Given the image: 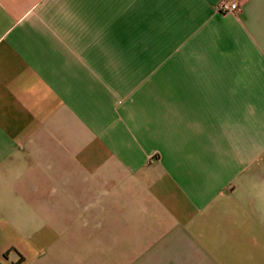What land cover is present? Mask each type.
Returning a JSON list of instances; mask_svg holds the SVG:
<instances>
[{
	"label": "crops",
	"instance_id": "1",
	"mask_svg": "<svg viewBox=\"0 0 264 264\" xmlns=\"http://www.w3.org/2000/svg\"><path fill=\"white\" fill-rule=\"evenodd\" d=\"M0 0V264H264V0Z\"/></svg>",
	"mask_w": 264,
	"mask_h": 264
},
{
	"label": "built area",
	"instance_id": "2",
	"mask_svg": "<svg viewBox=\"0 0 264 264\" xmlns=\"http://www.w3.org/2000/svg\"><path fill=\"white\" fill-rule=\"evenodd\" d=\"M240 0H220L215 6V12L221 15L237 14Z\"/></svg>",
	"mask_w": 264,
	"mask_h": 264
}]
</instances>
